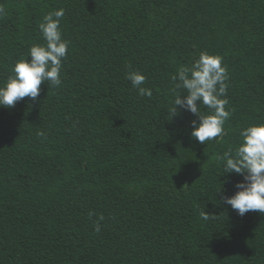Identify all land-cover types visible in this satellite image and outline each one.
<instances>
[{"label":"trees","instance_id":"16d2710c","mask_svg":"<svg viewBox=\"0 0 264 264\" xmlns=\"http://www.w3.org/2000/svg\"><path fill=\"white\" fill-rule=\"evenodd\" d=\"M0 6V84L44 42L48 12L64 9L70 41L60 87L0 107V264H264V214L223 203L243 177L216 159L264 123V0ZM202 51L223 57L231 112L223 138L203 145L190 135L194 115H167L172 75Z\"/></svg>","mask_w":264,"mask_h":264},{"label":"clouds","instance_id":"9594fccd","mask_svg":"<svg viewBox=\"0 0 264 264\" xmlns=\"http://www.w3.org/2000/svg\"><path fill=\"white\" fill-rule=\"evenodd\" d=\"M64 14V9L59 8L44 15L39 24L44 42L30 46L27 57L18 60L11 69L12 75L0 84V107H14L25 97L37 100L42 84L46 83L48 87L62 85L64 61L68 57L70 45V41L62 37L60 25ZM3 15L5 9L0 6V17ZM126 79L139 96H152V90L143 86L147 79L143 73L130 71L126 73ZM171 79L174 98L167 110L170 119L183 112L191 113L197 118L190 122L192 138L202 145L206 141L222 139L225 122L231 116L225 107L229 102V76L223 57L202 51L190 66H180ZM202 109H207V114ZM239 136L241 141L237 146L228 148L216 157L217 161L223 163V175L234 173L243 177L235 184L237 191L231 196L225 195L223 203L240 217L249 212L264 214V123L242 128ZM226 183L227 179L217 193L224 190L223 185ZM217 217L205 210L201 212L203 220ZM100 220H103L102 216ZM96 231H100L99 223L96 224Z\"/></svg>","mask_w":264,"mask_h":264}]
</instances>
